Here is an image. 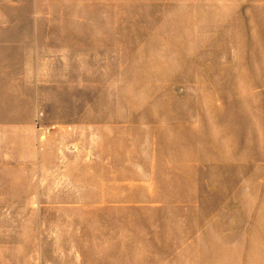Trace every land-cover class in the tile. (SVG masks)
<instances>
[{
  "label": "rangeland",
  "instance_id": "1",
  "mask_svg": "<svg viewBox=\"0 0 264 264\" xmlns=\"http://www.w3.org/2000/svg\"><path fill=\"white\" fill-rule=\"evenodd\" d=\"M35 105L81 151L3 143L0 264H264V0H0V125Z\"/></svg>",
  "mask_w": 264,
  "mask_h": 264
},
{
  "label": "crops",
  "instance_id": "2",
  "mask_svg": "<svg viewBox=\"0 0 264 264\" xmlns=\"http://www.w3.org/2000/svg\"><path fill=\"white\" fill-rule=\"evenodd\" d=\"M33 78L34 84H32L31 87H35L37 85L35 83L36 72H34ZM19 91H23L25 96L29 97L30 85H28L27 83L22 84L19 89H15L13 91L12 96H16ZM44 112V109H41L40 107L35 105L32 111L31 121L24 122L19 125H15V123L0 125V148L4 143L5 146H8L7 148L3 147L4 150L8 149L9 151H15L16 153L28 151L22 156L19 153V158L22 157L21 159L32 161L30 165L35 168L36 176H38L34 181L36 184L43 183L41 182L42 177L40 176L42 175V172L46 177L48 175L52 176L53 173L57 172L60 174V171L64 170L63 166L66 165L67 161H72L74 158H76L74 157V155H79L81 151V148H79V146H77L78 148H72V146H51V144H48L46 142L48 139L47 137L45 140H43V133L40 131V128L36 126V118L40 117ZM46 135H51V133L47 132ZM5 158L6 155L3 154L0 160L3 161ZM19 160L20 159H18L17 162H19ZM0 165L19 166V164H16V162L13 161L0 162ZM59 166L63 167L60 171L54 170V168L57 169ZM31 197L36 200V206L39 207V210L41 211L42 203L38 200L43 198L42 194L39 191H36L34 192V194H32ZM62 226L63 225L60 226L61 231L55 229L54 234L56 236L60 235L61 233L66 234V232L68 231L67 228H63ZM53 245L61 247L69 246L68 242L66 240H62L61 238L54 239ZM75 245L78 246L79 243L76 242V244H73L72 246ZM36 246L38 248L36 254L37 257L32 256V259H34V263L41 264L40 253L41 248L43 247V240L37 238ZM60 252L62 255H60L58 258L46 261V264H65L68 251L66 249H63ZM72 262L73 264H86L85 258L77 253L74 256L72 255Z\"/></svg>",
  "mask_w": 264,
  "mask_h": 264
}]
</instances>
